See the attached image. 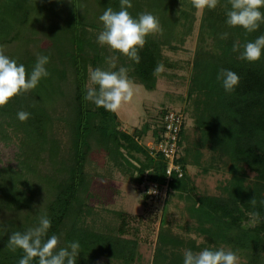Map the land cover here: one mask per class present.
<instances>
[{"label": "trees", "instance_id": "obj_1", "mask_svg": "<svg viewBox=\"0 0 264 264\" xmlns=\"http://www.w3.org/2000/svg\"><path fill=\"white\" fill-rule=\"evenodd\" d=\"M120 2L0 0V47L5 54L23 63L26 71L32 69L38 55L50 57L48 77L0 106V144L11 147L5 160L0 153V264H18L23 251L6 247L9 235L35 226L39 214L45 212L52 222L47 235L57 234L58 246L79 240L82 251L77 264H97L100 257L108 259L106 264L134 260L136 240L100 232L91 225L87 229L85 224L86 216H97L88 203L91 175L87 166L94 151L104 152L105 161L129 171L139 185L145 172L149 181L166 184L165 195L171 190H191L188 164L206 171L214 159L228 161L230 181L221 194H197L187 206L197 232L208 241L197 246L191 240L184 243L160 226L152 264H183L182 248L200 251L211 248V243L212 248L229 246L242 253L247 258L245 264H264V55L249 62L238 59V52L233 51L234 44L264 34V24L251 33L228 26V0H219L215 9H202L185 98L191 102L188 113L196 121L197 139L192 153L189 148L183 153L185 118L181 110L163 107L148 139L147 123L129 133L118 127L116 113L86 99L88 67H99L102 55L105 57L88 29L103 30L99 16L108 7L118 11ZM131 4L128 11L133 16L151 12L159 18L162 30L146 37L139 63L115 50L117 61L128 68L132 82L152 90L162 47L174 49V42L183 41L192 32L196 8L191 0H131ZM223 33H227L224 38ZM42 37L50 44H40ZM222 68L240 76L231 93L225 92L217 79ZM20 110L31 113L30 117L18 120ZM169 110L182 116L174 159L181 174L173 171L167 179V161L148 148L146 141L160 140L161 118ZM203 149L212 154L204 162ZM246 170L253 173L250 185L244 182ZM249 220L254 223L244 226Z\"/></svg>", "mask_w": 264, "mask_h": 264}, {"label": "rangeland", "instance_id": "obj_2", "mask_svg": "<svg viewBox=\"0 0 264 264\" xmlns=\"http://www.w3.org/2000/svg\"><path fill=\"white\" fill-rule=\"evenodd\" d=\"M202 9L194 12L192 32L183 41L174 42V49L167 46L162 47V57L160 66L162 70L157 74V80L152 90H146L142 85L133 83L134 96L128 103L122 104L116 112L118 127L127 132H132L134 128H141L143 124L149 125L146 136L152 134V129L158 121V114L163 107H172L181 110L184 115L185 132L181 136V149L184 153L186 148L192 149L197 139L195 131L196 121L190 117L191 102L187 101L189 77L192 72V61L197 42L198 25L201 18ZM92 39H96L100 29H88ZM97 41V40H96ZM40 44L49 45L45 37L41 38ZM100 45V44H99ZM102 61L100 68L116 71L121 66L117 61L115 50L108 45L98 46ZM115 61L116 67H111V60ZM125 67V66H123ZM91 66L88 67V72ZM86 88L94 87L87 76ZM146 141L151 144V141ZM11 151L8 145L0 144L1 158L6 159ZM203 162L209 160L212 155L207 149H203ZM101 151L91 154V161L87 166V171L91 175L89 185L90 198L88 203L93 206V211L97 216H86L85 224L96 227L100 232L110 231L121 234V238L136 240V254L130 264H152L155 245L157 244V233L159 228H166L177 238H181L184 243L190 240L194 244H204L208 237L197 232L195 221L189 215L187 206L193 196L197 194L219 195L222 187L230 181L227 163L218 162L214 159L211 165H207L206 171L197 165L188 164L186 166L189 174V192L168 191L158 199L146 198L140 185L136 183L129 171H122L110 161H105ZM216 156V155H215ZM142 159V156H139ZM190 160V158H189ZM245 183L251 184L253 173L246 170ZM140 190V191H139ZM253 220L245 222L244 226L252 225ZM226 233V231H225ZM211 241V239H209ZM215 241V240H214ZM210 246V244H209ZM218 245L216 248H221ZM212 248V243H211ZM231 250L229 246L225 248ZM188 250V247L185 248ZM185 250L182 251L185 252ZM197 252V251H194ZM240 258L239 264H245L247 258L240 252H236ZM108 259L100 257L97 264H106ZM264 262V259H263Z\"/></svg>", "mask_w": 264, "mask_h": 264}, {"label": "clouds", "instance_id": "obj_3", "mask_svg": "<svg viewBox=\"0 0 264 264\" xmlns=\"http://www.w3.org/2000/svg\"><path fill=\"white\" fill-rule=\"evenodd\" d=\"M218 3L219 0H191L192 6L197 9H215ZM228 3L230 7H225V23L228 26H239L246 33H251L264 24V0H228ZM131 7V0H121L118 11L106 8L99 16L103 30L98 33L96 40L101 46L106 44L139 63V50L145 46L146 37L162 29L159 18L153 13L143 12L133 16L128 11ZM226 36L227 33L222 34V38ZM233 51L238 52L240 60H259L264 55V34L242 45L234 44ZM49 60L48 55H38L32 69L26 71L23 63L10 58L0 47V106L7 104L13 96L34 89L42 78L48 77L50 73L46 65ZM110 66L115 67L114 60H111ZM161 70L162 66L155 69L156 72ZM217 79L227 93L235 91L240 82L239 74L231 69H220ZM89 80L98 87L89 86L86 99L106 111L118 112L122 104L130 102L134 96L133 83L126 67L121 66L116 71L100 67L90 69ZM30 115L28 111L20 110L17 112V119L25 121ZM51 225V218L45 212L39 214L35 226L11 232L6 247L13 252L17 249L23 251L18 264H33L34 260L36 264H77L82 251L79 240H71L65 246H58L60 237L55 233L47 235ZM183 257V264H239L240 261L235 251L223 247L204 248L197 252L188 249Z\"/></svg>", "mask_w": 264, "mask_h": 264}, {"label": "built area", "instance_id": "obj_4", "mask_svg": "<svg viewBox=\"0 0 264 264\" xmlns=\"http://www.w3.org/2000/svg\"><path fill=\"white\" fill-rule=\"evenodd\" d=\"M181 118L182 116L175 111L169 110L165 112L161 118L163 129L160 131V140L158 142H152L150 140L151 144L146 143L148 148L154 152H160L167 161L165 169L167 179L170 178V175L173 171L181 174L180 166L174 161L176 157L178 132L181 125ZM140 188L142 189L143 193L147 194L150 198L158 199L162 196V194H164L166 184L159 186L156 182L149 181L147 173L145 172V176L143 177V180L140 184Z\"/></svg>", "mask_w": 264, "mask_h": 264}]
</instances>
